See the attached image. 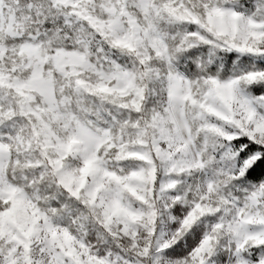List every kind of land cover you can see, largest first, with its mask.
<instances>
[{"label": "snow or ice", "instance_id": "snow-or-ice-1", "mask_svg": "<svg viewBox=\"0 0 264 264\" xmlns=\"http://www.w3.org/2000/svg\"><path fill=\"white\" fill-rule=\"evenodd\" d=\"M0 264H264V0H0Z\"/></svg>", "mask_w": 264, "mask_h": 264}]
</instances>
